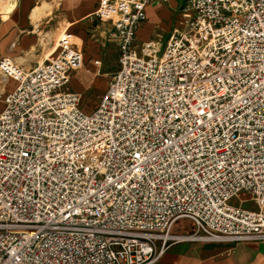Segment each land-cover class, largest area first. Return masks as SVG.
<instances>
[{
    "label": "built area",
    "instance_id": "1",
    "mask_svg": "<svg viewBox=\"0 0 264 264\" xmlns=\"http://www.w3.org/2000/svg\"><path fill=\"white\" fill-rule=\"evenodd\" d=\"M158 1H98L119 66L90 111L68 88L84 59L68 29L29 71L0 58L17 83L0 112V264H153L178 242H264V0H186L164 48H138ZM180 219L195 231L176 233Z\"/></svg>",
    "mask_w": 264,
    "mask_h": 264
},
{
    "label": "rangeland",
    "instance_id": "2",
    "mask_svg": "<svg viewBox=\"0 0 264 264\" xmlns=\"http://www.w3.org/2000/svg\"><path fill=\"white\" fill-rule=\"evenodd\" d=\"M16 1V8L8 18L0 14V42L3 43L4 49L9 51V45L14 41L17 42V47L11 51L12 56L18 62L17 57L25 56L27 59L21 64V67L29 70L38 65L43 55L56 49V36L63 30L71 28L76 35L75 44L79 42L77 49L84 53V59L82 67L72 73L68 88L79 95L83 109H92L105 93L117 70L119 58L118 46L108 31L107 23L102 22L96 16H89L86 19L76 16V12L80 8L89 3L96 5L98 0ZM43 2H47L49 8L36 20L31 15L32 11ZM180 3L181 0H160L153 4L149 9L147 21L143 25V30H146L148 37L143 40V43L151 40L161 41V48H164L169 35L168 28L170 25L172 28L176 18L183 10ZM75 20L78 22L74 26H72L73 23L69 24V21ZM9 36H15L14 41L9 39ZM142 44L137 45L138 48ZM27 53H29L28 56ZM96 59L102 60L100 66L94 63ZM5 84L6 82L1 81L0 76V88L2 89V85ZM7 85L11 86L12 82L8 81ZM2 96L3 92L0 93V109ZM233 202L237 201L233 200ZM246 205L251 206L252 204ZM177 224H185L186 229H191L194 226L187 219H180Z\"/></svg>",
    "mask_w": 264,
    "mask_h": 264
},
{
    "label": "crops",
    "instance_id": "3",
    "mask_svg": "<svg viewBox=\"0 0 264 264\" xmlns=\"http://www.w3.org/2000/svg\"><path fill=\"white\" fill-rule=\"evenodd\" d=\"M98 1L96 2V5H92L91 3H89L85 7L83 6V8H80L76 12V16L81 17V19H86L89 16H95L94 13L98 7ZM185 2H186V0H181V3H180L181 8L185 5ZM152 6H153V4H151L147 7V17H148L149 9H151ZM146 21L139 27V29L137 31L136 44L138 46L143 43V40H146L148 38L146 35V33H147L146 30L145 31L143 30V25L146 23ZM77 22L78 21H76V20L75 21H69L70 24L73 23L72 26H74ZM102 22H105L108 24V27H109L108 31H109V33H111V31L113 30V25H112L111 21H102ZM183 22H184V15H183V12L181 11L180 14L178 15V17L176 18V21L172 25V28H171V25L169 26L168 37L172 33L173 29L176 27L182 26ZM67 29L72 34L73 45L76 48H78L77 45H79V44H75V36L76 35L71 30V28H67ZM14 37L9 36V39H13V41H14ZM79 38H81V37H79ZM82 41H83V39H82ZM153 42L161 43V41H153ZM18 45H20V44H18ZM16 47H17V42L14 41L9 45V51H8V50L4 49L3 43L0 42V58L1 57H10L11 59H14L11 51L13 49H15ZM26 55L28 56L29 53H27ZM20 57H25V56H20ZM20 57H17V59L19 60ZM30 57H33V56H30ZM48 57L49 56L45 57L43 62ZM14 60L16 61V59H14ZM98 60L102 63L101 59H96L94 61V63L96 64V61H98ZM16 62L18 65L22 66L21 65L22 63H20V61L19 62L16 61ZM117 63H118V60H117ZM38 64H41V63L39 62ZM118 66H119V63L117 64V69H118ZM34 67H36V66H34ZM34 67H32V68H34ZM31 69H29V70H31ZM29 70H25V71H29ZM8 81L12 82L11 86L7 85ZM16 84L17 83L15 80L8 79L6 81V86L3 85L2 89L0 88V93H2V91H3V96H2L3 98L1 101L2 103H1L0 112L2 111L3 106H4V104H3L4 97L6 96L7 93L11 92L16 87ZM92 109H90V110H92ZM90 110H86V111H90ZM174 231L176 233H193L195 231V227L193 226L191 229H186L185 224H179V225L177 224L174 227ZM153 264H264V242H244V243L207 242V241L178 242V243L172 244L165 251V253L161 256V258Z\"/></svg>",
    "mask_w": 264,
    "mask_h": 264
},
{
    "label": "bare ground",
    "instance_id": "4",
    "mask_svg": "<svg viewBox=\"0 0 264 264\" xmlns=\"http://www.w3.org/2000/svg\"><path fill=\"white\" fill-rule=\"evenodd\" d=\"M17 5V1L16 0H0V14L5 17L8 18L9 14H11ZM49 8V4L47 2H43L42 5L37 6L33 9L32 11V17H34L36 20L44 13H46L47 9ZM67 24V23H66ZM70 24V23H69ZM68 25V24H67ZM51 35V34H50ZM59 36V34H58ZM58 36H56V41L58 39ZM79 44V42L77 43ZM79 47V46H78ZM56 49H53L51 52H49L46 55H43L42 59L39 61L40 63L43 62L44 58L47 56H50L53 52H55ZM25 57H20L19 61L20 63L23 64V62L25 61ZM27 61V60H26ZM0 76H1V81L6 82L7 80L3 77L4 75H2L1 71H0ZM6 85V84H5ZM3 86V85H2ZM3 92V91H2Z\"/></svg>",
    "mask_w": 264,
    "mask_h": 264
},
{
    "label": "snow or ice",
    "instance_id": "5",
    "mask_svg": "<svg viewBox=\"0 0 264 264\" xmlns=\"http://www.w3.org/2000/svg\"><path fill=\"white\" fill-rule=\"evenodd\" d=\"M24 155H25V156H27L28 154H27V153H25Z\"/></svg>",
    "mask_w": 264,
    "mask_h": 264
}]
</instances>
